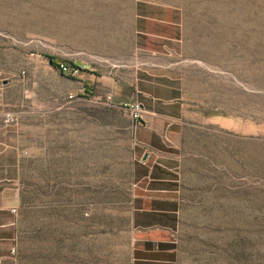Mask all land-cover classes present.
Masks as SVG:
<instances>
[{"label":"rangeland","instance_id":"1","mask_svg":"<svg viewBox=\"0 0 264 264\" xmlns=\"http://www.w3.org/2000/svg\"><path fill=\"white\" fill-rule=\"evenodd\" d=\"M1 98L25 148L0 264H264V0H0ZM148 151L179 189L149 234Z\"/></svg>","mask_w":264,"mask_h":264},{"label":"crops","instance_id":"2","mask_svg":"<svg viewBox=\"0 0 264 264\" xmlns=\"http://www.w3.org/2000/svg\"><path fill=\"white\" fill-rule=\"evenodd\" d=\"M14 115V116H13ZM21 115V114H20ZM17 114H11L6 110L5 103L0 99V241L13 242L17 239L16 224L11 213V204L5 201L4 194L8 190L9 185L14 182L9 176V167H19L23 158V150L25 143L22 141L21 121ZM137 136L135 138L138 145L144 149H150L153 138L142 136V134H156L161 137L162 133L154 126L137 127ZM17 138V139H16ZM148 159L145 162L138 163V167L145 172L138 176V183L141 184L140 189L143 194V203L135 208L137 218L135 225L141 230L151 232V228L156 226L159 228L158 218L160 214L169 213L172 211L171 206L178 202L179 189L174 186V175H178L175 165L170 159L162 157V153L147 152ZM178 183V182H177ZM155 218L156 223L149 224L142 222V217ZM161 230V229H159ZM162 232H168L162 228ZM8 235V236H6ZM151 235V234H150ZM147 237L141 240L140 246L136 252L144 258L145 262L151 263L149 254L163 253L165 246L169 243L165 239L154 237V235H146ZM156 236V235H155ZM2 245V244H0ZM141 260V259H139ZM143 260V259H142Z\"/></svg>","mask_w":264,"mask_h":264},{"label":"built area","instance_id":"3","mask_svg":"<svg viewBox=\"0 0 264 264\" xmlns=\"http://www.w3.org/2000/svg\"><path fill=\"white\" fill-rule=\"evenodd\" d=\"M59 68H60V71L64 74L74 75V74L78 73V69H72L68 65H66L65 63L59 64ZM71 98H73V97H71ZM107 100L111 101L112 97H110V96L107 97ZM132 115H133V118L135 121H139L141 119V110H140L139 105L132 106ZM13 212H16V210H13Z\"/></svg>","mask_w":264,"mask_h":264},{"label":"water","instance_id":"4","mask_svg":"<svg viewBox=\"0 0 264 264\" xmlns=\"http://www.w3.org/2000/svg\"><path fill=\"white\" fill-rule=\"evenodd\" d=\"M148 159V154L146 153L143 157V162H145Z\"/></svg>","mask_w":264,"mask_h":264},{"label":"trees","instance_id":"5","mask_svg":"<svg viewBox=\"0 0 264 264\" xmlns=\"http://www.w3.org/2000/svg\"><path fill=\"white\" fill-rule=\"evenodd\" d=\"M52 60H53V63L55 64L56 63V59L55 58H52Z\"/></svg>","mask_w":264,"mask_h":264}]
</instances>
